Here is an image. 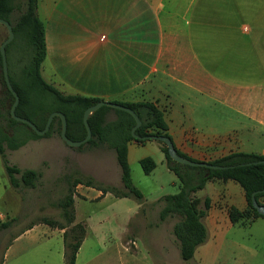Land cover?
I'll return each instance as SVG.
<instances>
[{
    "label": "rangeland",
    "instance_id": "rangeland-1",
    "mask_svg": "<svg viewBox=\"0 0 264 264\" xmlns=\"http://www.w3.org/2000/svg\"><path fill=\"white\" fill-rule=\"evenodd\" d=\"M6 37V29L0 25V45ZM205 40V70L232 83V55L220 56L218 46L209 48L208 39ZM212 40L215 41L211 37ZM195 50L201 51L197 47ZM49 61L46 59L41 69V76L47 82L44 67H51ZM12 62L9 55L10 66ZM57 65L62 66L60 77H70L71 86L77 87L76 78L84 75V65ZM82 83L80 81L78 85ZM93 85L85 86L93 88ZM169 88L173 92L177 90L172 84ZM0 101L4 110L9 108V99L1 82V68ZM172 101L174 130L189 134L203 145L211 144L218 136L232 135V112L221 100L212 103L206 96L183 88L182 94H173ZM113 118L112 113L107 115L108 120ZM240 138L239 146L249 152H258L264 147L263 137L255 142L248 136L240 135ZM211 149L206 147L204 151L208 160L215 159L214 149ZM143 158H150L155 163V168L148 174L139 163ZM7 160L21 170L39 172L40 177L34 188H12L0 156V264H67L63 230L45 225L42 219L67 225L61 203L69 194L74 201V221L67 229L80 224L85 230L75 264H264V220L232 225L225 218L213 237L207 234L206 242L197 247L190 261L180 259L178 243L171 232L178 217H168L163 222L158 220L162 206L158 200L176 194L180 189L178 178L167 168L158 141L130 144V177L142 195L141 201L133 196L116 198L109 193L97 194L98 189L106 187L126 192L120 181L115 154L106 146L90 147L84 143L76 148L69 147L55 132L49 137L29 141L18 150L7 151ZM76 180L79 182L74 186ZM87 181H91L90 186ZM241 191L231 181L208 182L195 196L201 200L208 197L219 203L220 198L230 192L231 199L238 201ZM260 201H264V196ZM4 223L9 226L2 227ZM29 227L35 229L20 236ZM17 236L20 237L15 239Z\"/></svg>",
    "mask_w": 264,
    "mask_h": 264
},
{
    "label": "crops",
    "instance_id": "crops-1",
    "mask_svg": "<svg viewBox=\"0 0 264 264\" xmlns=\"http://www.w3.org/2000/svg\"><path fill=\"white\" fill-rule=\"evenodd\" d=\"M36 15L45 32L43 62L50 59L52 64L44 67L49 82L42 78L62 94L152 103L163 112L176 150L199 162L211 161L204 155L206 147L214 149L215 159L234 152L264 155V147L249 152L239 146L240 135L254 142L264 138V0H37ZM205 39L209 48L218 46L220 56L232 55V83L205 70ZM57 64L84 65L77 87L70 77H60L62 66ZM90 83L93 88L85 86ZM183 88L212 103L221 100L232 112V135L203 145L174 130L173 94H182ZM130 144L139 145L128 143L127 158ZM239 194L238 201L230 192L219 203L210 199L204 218L209 236L225 218L229 221L231 206L246 209L243 191ZM256 220L264 218L232 225Z\"/></svg>",
    "mask_w": 264,
    "mask_h": 264
},
{
    "label": "trees",
    "instance_id": "trees-1",
    "mask_svg": "<svg viewBox=\"0 0 264 264\" xmlns=\"http://www.w3.org/2000/svg\"><path fill=\"white\" fill-rule=\"evenodd\" d=\"M36 5L37 0H0V19L11 25L14 34L13 40L5 47V52L10 83L19 97L15 115L29 120L38 130H42L48 116L53 112H60L66 118L67 137L78 141L86 135L82 123L84 111L100 100L79 95H64L43 80L40 68L46 55L45 32L42 22L36 15ZM9 55L13 59L11 66L8 63ZM1 82L10 104L9 108L4 110L0 101V156L5 173L12 188H34L40 173L31 169L21 170L10 165L7 160V151L18 150L29 141L49 137L55 132L59 135L60 120L58 117H54L49 131L44 136L36 135L27 125L13 120L10 116V106L14 98L5 86L2 72ZM112 103L128 107L138 116L141 121V126L135 131L138 136L156 135L170 138L163 112L154 104L147 102ZM109 113L114 115L111 120L107 119ZM88 124L91 139L86 144L90 147L106 146L113 150L120 170V181L126 190V192H118L113 187H106L98 189V191L103 195L112 194L116 198L133 196L141 201L142 195L131 182L127 146L130 142L144 144L146 141L136 140L131 136V129L135 124L133 118L124 111L103 106L89 117ZM159 144L167 168L178 178L180 189L176 194L165 195L158 200L159 203H162L158 212V220L163 222L168 217H178L171 232L178 243L179 257L182 261H190L197 247L207 240L208 231L204 218L210 207V198L205 197L201 200L195 194L204 189L208 182L231 181L242 189L247 207L242 211L233 206L228 209V218L231 224L246 222L251 218H264L252 208L250 200L253 192L264 189V163L238 166L264 161V155L244 152L230 153L206 163L234 166L233 168L209 170L173 162L168 156L166 147L160 142ZM177 152L190 159L179 151ZM139 163L145 174L155 168V163L150 158H143ZM78 182L76 180L73 185L76 186ZM87 184L90 186L91 181H87ZM263 196L264 193L256 195V200L260 205H263L260 202V198ZM73 203L72 194H69L61 203L67 225L47 218L42 219V223L45 225L63 230L62 240L67 264H75L76 255L85 234V230L80 224L67 229V226L74 221ZM7 226L9 223L2 224L4 228ZM31 228L29 227V229Z\"/></svg>",
    "mask_w": 264,
    "mask_h": 264
},
{
    "label": "water",
    "instance_id": "water-1",
    "mask_svg": "<svg viewBox=\"0 0 264 264\" xmlns=\"http://www.w3.org/2000/svg\"><path fill=\"white\" fill-rule=\"evenodd\" d=\"M0 25L4 26V28L7 31V37L0 45V57H1V72H2V76H3L5 86L14 98V101L10 106V116L12 117L13 120L27 125L36 135L44 136L49 131L50 125H51L54 117H58L60 120L59 136H60L61 140L69 147H74V148L79 147L82 144L87 143L91 139V132H90L89 124H88L89 117L94 112H96L98 109H100L101 107L106 106V107H109L112 109H117V110H121V111L128 113L133 118V120L135 122L134 126L131 129V136L136 140H143V141L155 140V141L162 143L166 147L168 156L173 162H176V163L181 164V165H187L190 167H202V168H206L209 170H225V169L234 167V166L213 165V164H209L206 162H197V161L187 159V158L178 154L176 148L174 147V145H173V143L169 137L156 136V135H147L144 137L138 136L135 133V131L141 126V121L138 118V116L130 108L116 104V103H112V102L99 101L96 104L88 107L84 111L83 117H82V123H83L84 129L86 131V135L81 140L73 141L67 137V134H66L67 133L66 118L60 112L51 113L47 118V121H46L44 128L42 130H38L36 128V126L32 122H30L29 120L18 117L15 115V108L19 102V97H18L17 93L15 92V90L13 89V87L10 83L9 74H8L7 59H6V52H5V47L13 40L14 34L12 31L11 25L7 21L0 19ZM259 163H264V161H256V162H251V163H247V164H241L238 166H244V165L249 166L252 164L255 165V164H259ZM260 193H264V189L253 192L250 196V200H251L252 208L255 209V211L259 215L264 217V205L258 204V202L256 200V195L260 194Z\"/></svg>",
    "mask_w": 264,
    "mask_h": 264
}]
</instances>
